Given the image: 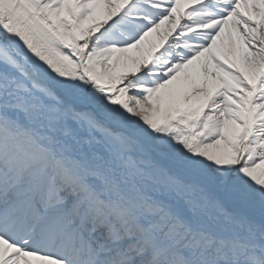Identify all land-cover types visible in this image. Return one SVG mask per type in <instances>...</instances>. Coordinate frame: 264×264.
<instances>
[{"label":"snow or ice","instance_id":"snow-or-ice-1","mask_svg":"<svg viewBox=\"0 0 264 264\" xmlns=\"http://www.w3.org/2000/svg\"><path fill=\"white\" fill-rule=\"evenodd\" d=\"M0 264H264V0H0Z\"/></svg>","mask_w":264,"mask_h":264}]
</instances>
